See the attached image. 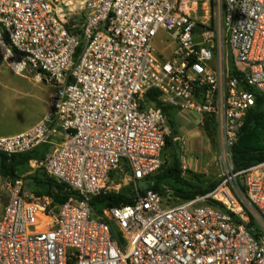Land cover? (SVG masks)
I'll return each mask as SVG.
<instances>
[{
	"label": "built area",
	"instance_id": "built-area-1",
	"mask_svg": "<svg viewBox=\"0 0 264 264\" xmlns=\"http://www.w3.org/2000/svg\"><path fill=\"white\" fill-rule=\"evenodd\" d=\"M81 4L73 33L65 0H0L3 61L50 88L42 119L0 137V153L47 145L31 167L72 194L54 206L21 178L6 181L0 264H264V161L237 171L231 151L256 95L264 99V0H218L214 29L193 16L197 0ZM159 31L172 40L169 59L153 51ZM149 91L197 128L214 123L223 172L209 193L170 205L137 188L162 166L171 133L163 111L144 103ZM116 170L129 175L132 203L95 213L90 200L109 192Z\"/></svg>",
	"mask_w": 264,
	"mask_h": 264
},
{
	"label": "rangeland",
	"instance_id": "rangeland-1",
	"mask_svg": "<svg viewBox=\"0 0 264 264\" xmlns=\"http://www.w3.org/2000/svg\"><path fill=\"white\" fill-rule=\"evenodd\" d=\"M66 5L63 7V14L67 20V26L71 28L72 25L80 24L82 19V0H65ZM199 4L198 12L193 15L199 24L204 22L207 26L214 29L217 24V4L218 0H197ZM60 7L64 4H58ZM204 8V10H202ZM224 41H226L227 62L231 64V52L228 46V35L224 32ZM152 48L158 57L169 59L173 56L174 46L172 40L163 31H159L152 42ZM49 86L35 78L34 74L18 76L10 72L7 65L0 55V136H9L26 130L28 127L42 119L45 114L49 102ZM213 126L208 129L198 128L202 133L200 140L196 136L191 137L192 143L184 141H172V146L165 148L162 159L163 167L171 164L172 154L174 150H178L179 163L184 160L188 162L194 159L201 167L200 173L195 174L200 176V181L193 178V173L189 174L187 171L182 174V178L189 183H194L202 187H207L213 182L219 181V176L223 172V165L219 159V144L216 140V128ZM187 127V126H186ZM188 128H194L193 125H188ZM214 136V137H213ZM195 140V141H194ZM257 143L264 146V127L257 131ZM48 147L47 145H44ZM43 147V146H42ZM26 174L22 175L23 190L26 193L36 195L38 191L42 190L35 187L31 180L27 179L36 174L37 170L41 168L31 167ZM129 175L126 170H116L109 175L107 186L109 192L118 193L122 189L126 192H131V186L128 182ZM8 181L0 177V208L4 199L8 197V190L4 183ZM137 188L144 190L146 187V180L137 182ZM130 195V194H129ZM163 196L169 197L170 205H177L182 202L176 199L173 193H168ZM6 201V200H5ZM206 204H197L195 207H201ZM2 213V211H1ZM96 219V216H93ZM256 232L253 234L255 235ZM259 234V233H257ZM124 246L122 249L124 250Z\"/></svg>",
	"mask_w": 264,
	"mask_h": 264
},
{
	"label": "trees",
	"instance_id": "trees-1",
	"mask_svg": "<svg viewBox=\"0 0 264 264\" xmlns=\"http://www.w3.org/2000/svg\"><path fill=\"white\" fill-rule=\"evenodd\" d=\"M71 31H73V33L75 32V30ZM78 51L79 49H77V52ZM158 97V92L149 91L144 97V103L146 105L160 108L166 115L168 106L164 105ZM211 122L212 121H208L206 123L205 127L207 129L210 126H213ZM262 127H264V99L261 96L256 95L255 104L244 119L243 125L238 134L237 142L231 149L235 170H244L264 161V146L257 143V131ZM173 133L174 130L171 128L170 135L165 139L162 155L166 147L169 148L172 146L171 140H173ZM47 150L46 146H41L31 152L23 154L7 155L0 153V177L8 181L22 178V175L26 174L30 169V161H38L42 159ZM188 173L192 174L191 172ZM192 176L196 181H200V176L195 174ZM27 179L31 180L35 187L42 190V192L38 191L36 196L44 195L50 197L54 206L61 205L72 195L63 184H59L52 180L43 169L37 170L35 175ZM218 182L219 181L213 182L207 187L187 182L182 178L178 150H174L171 164L167 167H163L162 164L157 172L146 179V187L162 195L173 193L176 199L186 201L194 199L196 196H202L209 193ZM132 200L131 193L122 189L118 193L107 192L93 197L90 200V206L95 213H100L106 207L131 204ZM208 204L214 205L213 202H208Z\"/></svg>",
	"mask_w": 264,
	"mask_h": 264
},
{
	"label": "crops",
	"instance_id": "crops-1",
	"mask_svg": "<svg viewBox=\"0 0 264 264\" xmlns=\"http://www.w3.org/2000/svg\"><path fill=\"white\" fill-rule=\"evenodd\" d=\"M166 116L168 118V122H169L170 128H172V130H174V133L172 135V139L174 141H177L179 143V141L186 140V141L192 143V140H191L192 136L193 137L196 136L197 140H200L201 135L203 136V133L195 126L193 117H191V116H189L187 114H184V113L180 112L179 110H177L176 108L171 107V106H168V109H167V112H166ZM188 125H190V126L193 125L194 128L193 129L192 128H188ZM30 127H28V128H30ZM26 130H24V131H26ZM24 131H21L19 133H22ZM19 133H16L14 135H17ZM9 136H13V135H9ZM0 137H7V136H0ZM47 149H48V147H47ZM182 164L186 165V167L188 169L187 172H191L193 174L200 173L201 167L194 159H190V160H188V162L182 160L180 162V166ZM5 200L6 199H4V202L2 203V206L4 205ZM0 201H1V196H0ZM1 209H2V207L0 208V211H1Z\"/></svg>",
	"mask_w": 264,
	"mask_h": 264
}]
</instances>
